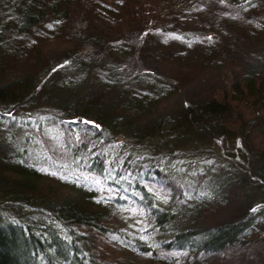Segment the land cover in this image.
I'll return each mask as SVG.
<instances>
[{
	"label": "trees",
	"instance_id": "1",
	"mask_svg": "<svg viewBox=\"0 0 264 264\" xmlns=\"http://www.w3.org/2000/svg\"><path fill=\"white\" fill-rule=\"evenodd\" d=\"M126 1L0 0V264L264 238V0Z\"/></svg>",
	"mask_w": 264,
	"mask_h": 264
},
{
	"label": "rangeland",
	"instance_id": "2",
	"mask_svg": "<svg viewBox=\"0 0 264 264\" xmlns=\"http://www.w3.org/2000/svg\"><path fill=\"white\" fill-rule=\"evenodd\" d=\"M154 1L160 3L162 0H154ZM123 4H124V5H122L123 14L128 17V20L129 19H132L131 18L132 17L131 16V13L132 12L130 10H131V8H135L136 7L135 6V0H127ZM212 7L213 6L210 5L208 9L212 11L213 10ZM81 9H82V6L79 7V10H81ZM171 9L174 10L173 13L176 11L175 8H171ZM205 14L202 13L201 15H199L200 20L201 19L203 20L204 17H207V14L208 13L205 12ZM168 17L170 19L173 16L172 15H169ZM175 20H176V22H178L180 19L175 18ZM170 22H172V21H170ZM223 22L224 23H227L228 22V24H230L229 20L227 21L226 19H224ZM179 25L182 26V27L184 26L182 24H179ZM188 27L189 28H192L193 25H188ZM163 36L164 35H162V37ZM148 40L150 41L149 43L152 46L161 45V44H158L159 43V39L157 40L155 37L148 38ZM51 41L52 40H47L46 42H41L40 44H43L46 48L47 47L60 48V46H62L63 43H64V42L62 43V41H60V40H53L52 42ZM142 41L143 42L145 41V37H143ZM173 49H175V47H173ZM173 49L171 48V50H173ZM193 51H194V53L197 52V50H193ZM140 60L142 61V59L140 57H138L137 58V62L139 63ZM199 64L200 63H198V65ZM239 104H240V106H239L240 112H246L247 110H246V106H245L246 104H245V102H241ZM261 118L264 120V116H262ZM259 124H261V123H259ZM259 124H258V126H256L254 128L256 131H253V134H255V136L257 135L258 137H259V134H260L259 133V130H260ZM255 141H259V139L257 138V139H255ZM255 147H258L256 145V143L254 144V148ZM258 148L263 149L264 147H262V146L260 147L259 146ZM116 218H117V216H116ZM112 222L114 224H117L118 223V221H116V220L115 221H112ZM263 234L264 233H261V236ZM237 247H238L237 249H228V250H226L222 254L220 253V254H218L216 256H211L209 258V260H210L209 262L210 263L209 262L208 263L209 264H264V238H261L260 240L259 239H256V238L255 239L252 238L244 246H237ZM157 264H159V263H157Z\"/></svg>",
	"mask_w": 264,
	"mask_h": 264
}]
</instances>
